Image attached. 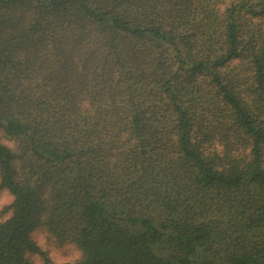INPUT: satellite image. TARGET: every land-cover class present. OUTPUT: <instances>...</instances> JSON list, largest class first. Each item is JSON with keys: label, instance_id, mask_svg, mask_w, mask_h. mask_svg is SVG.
Listing matches in <instances>:
<instances>
[{"label": "trees", "instance_id": "trees-1", "mask_svg": "<svg viewBox=\"0 0 264 264\" xmlns=\"http://www.w3.org/2000/svg\"><path fill=\"white\" fill-rule=\"evenodd\" d=\"M3 194L0 264H264V0H0Z\"/></svg>", "mask_w": 264, "mask_h": 264}, {"label": "rangeland", "instance_id": "rangeland-1", "mask_svg": "<svg viewBox=\"0 0 264 264\" xmlns=\"http://www.w3.org/2000/svg\"><path fill=\"white\" fill-rule=\"evenodd\" d=\"M6 198V195L3 194L2 197H0V203ZM35 236L37 237V239L39 240V242L44 245L45 241L47 240L45 238V232L42 229H39L35 232ZM47 245H48V241H47Z\"/></svg>", "mask_w": 264, "mask_h": 264}]
</instances>
